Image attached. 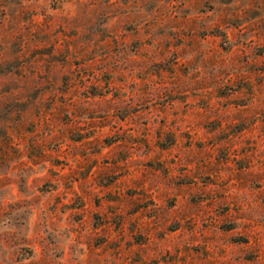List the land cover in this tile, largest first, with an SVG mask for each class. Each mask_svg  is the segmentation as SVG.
I'll return each mask as SVG.
<instances>
[{"label":"rangeland","instance_id":"1","mask_svg":"<svg viewBox=\"0 0 264 264\" xmlns=\"http://www.w3.org/2000/svg\"><path fill=\"white\" fill-rule=\"evenodd\" d=\"M0 264H264V0H0Z\"/></svg>","mask_w":264,"mask_h":264}]
</instances>
